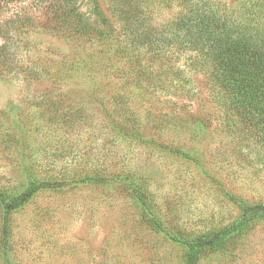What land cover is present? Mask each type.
Returning a JSON list of instances; mask_svg holds the SVG:
<instances>
[{"label":"rangeland","instance_id":"1","mask_svg":"<svg viewBox=\"0 0 264 264\" xmlns=\"http://www.w3.org/2000/svg\"><path fill=\"white\" fill-rule=\"evenodd\" d=\"M78 1L104 35L72 38L36 27L18 56L22 64L39 61L49 75L31 86L13 74L0 80V187L22 190L29 173L68 179L62 190L42 191L13 211L7 235L0 206V264H187L186 247L175 237L191 238L239 218L234 195L264 202V144L256 149L255 138L223 130V108L199 82L202 76H193L198 97L182 95L168 61L153 59L126 35L109 9L112 0ZM137 1L149 5L158 22L175 19L183 4ZM48 2L0 3V22L23 15L45 23ZM96 2L109 27L92 14ZM47 104L70 105L83 124L53 121ZM205 111L212 127L198 135L196 118ZM181 150L203 154V163ZM136 193L161 228L148 221ZM195 264H264V219L238 248L206 254Z\"/></svg>","mask_w":264,"mask_h":264},{"label":"trees","instance_id":"2","mask_svg":"<svg viewBox=\"0 0 264 264\" xmlns=\"http://www.w3.org/2000/svg\"><path fill=\"white\" fill-rule=\"evenodd\" d=\"M12 1L0 0L7 4ZM49 20L36 23L30 16H17L0 22V80L22 78L31 86L34 81L49 75L48 69L35 59L28 64L20 62V43L36 27L72 38H91L104 35L98 25L84 12L78 0H48ZM109 9L120 22L126 35L144 47L153 59L168 61L172 78L180 81L181 94L198 97L193 88V76H202L201 82L209 91L212 100L223 108V130L241 138H255L256 149L264 144V0H235L226 5L216 0H180L182 10L175 19L158 22L150 16V7L137 0H112ZM100 24L111 25L108 16L98 2L91 8ZM183 61L181 65H178ZM170 62V64H169ZM193 74V75H191ZM148 82L154 84L149 75ZM164 87V86H163ZM49 92L44 95L51 97ZM48 105V104H47ZM50 105V104H49ZM48 105L53 121L74 125L83 124L84 117L67 107ZM71 113V114H68ZM212 127L210 112L197 116L195 131L206 134ZM184 158L203 163V154L192 151L180 152ZM78 175V174H76ZM101 178V177H100ZM84 182L87 177L78 178ZM103 179V178H101ZM91 180L98 181L97 178ZM67 178L41 179L29 173V180L22 190L8 191L0 187V206L5 213L4 232L10 214L25 206L38 193L47 190H62ZM139 206L148 221L155 227L162 223L149 212L143 194H135ZM242 213L234 221L211 229L191 238L175 237L186 247L184 261L197 263L204 255L213 252L232 251L264 219V202L251 203L233 196Z\"/></svg>","mask_w":264,"mask_h":264}]
</instances>
